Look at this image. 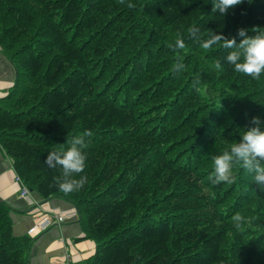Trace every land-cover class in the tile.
<instances>
[{
	"label": "trees",
	"instance_id": "1",
	"mask_svg": "<svg viewBox=\"0 0 264 264\" xmlns=\"http://www.w3.org/2000/svg\"><path fill=\"white\" fill-rule=\"evenodd\" d=\"M213 0H0V51L16 72L0 99V147L43 201L76 208L96 245L83 264H264V187L213 157L264 127V73L233 71L223 41L264 32V0L225 15ZM185 47L174 50L176 39ZM183 65V67H177ZM85 142L70 178L47 156ZM0 200V264H29Z\"/></svg>",
	"mask_w": 264,
	"mask_h": 264
},
{
	"label": "crops",
	"instance_id": "2",
	"mask_svg": "<svg viewBox=\"0 0 264 264\" xmlns=\"http://www.w3.org/2000/svg\"><path fill=\"white\" fill-rule=\"evenodd\" d=\"M15 68L0 51V99L6 97L14 86ZM16 174L9 157L0 147V200L11 208L13 233L16 237L34 239L29 250V264H83L91 258L96 245L85 239L79 215L65 223L50 219V215L77 211L64 200L43 201L34 192L27 198L20 196Z\"/></svg>",
	"mask_w": 264,
	"mask_h": 264
},
{
	"label": "clouds",
	"instance_id": "3",
	"mask_svg": "<svg viewBox=\"0 0 264 264\" xmlns=\"http://www.w3.org/2000/svg\"><path fill=\"white\" fill-rule=\"evenodd\" d=\"M244 0H213L212 11L225 15L234 6L240 5ZM237 35L242 39L237 43L235 38L226 39L222 35L213 34L203 42V47L223 41V47L231 49L225 57L227 63L232 65L233 71L243 73L252 79H257L264 73V32L250 36L246 30H237ZM174 50L185 47L183 39H176L174 45H170ZM183 67V65H177ZM252 127H245L238 143L232 144L229 151L213 157L215 180L214 183L231 182L232 167L240 163L242 167L252 175V179L258 187H264V127L257 117H252L250 121ZM85 142L82 138H74L69 147L64 152L57 155L47 156L45 163L60 166L65 178L59 186L65 192L78 190L82 184V179L77 181L71 179L73 174H78L85 167V154L83 149Z\"/></svg>",
	"mask_w": 264,
	"mask_h": 264
},
{
	"label": "built area",
	"instance_id": "4",
	"mask_svg": "<svg viewBox=\"0 0 264 264\" xmlns=\"http://www.w3.org/2000/svg\"><path fill=\"white\" fill-rule=\"evenodd\" d=\"M15 181L17 183V185H19L20 189H21V193L20 196L23 198H27L29 195V190L21 183V181L19 180V178H15ZM77 211H69L63 214H54L52 213L50 215V219L52 220H56L58 223H65L69 220H72L74 217H77Z\"/></svg>",
	"mask_w": 264,
	"mask_h": 264
},
{
	"label": "rangeland",
	"instance_id": "5",
	"mask_svg": "<svg viewBox=\"0 0 264 264\" xmlns=\"http://www.w3.org/2000/svg\"><path fill=\"white\" fill-rule=\"evenodd\" d=\"M1 48V47H0Z\"/></svg>",
	"mask_w": 264,
	"mask_h": 264
}]
</instances>
